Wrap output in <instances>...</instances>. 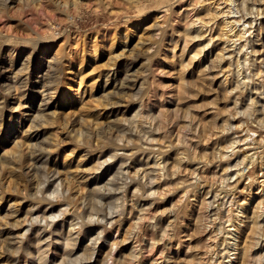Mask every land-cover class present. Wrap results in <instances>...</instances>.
I'll return each mask as SVG.
<instances>
[{
    "label": "rangeland",
    "instance_id": "obj_1",
    "mask_svg": "<svg viewBox=\"0 0 264 264\" xmlns=\"http://www.w3.org/2000/svg\"><path fill=\"white\" fill-rule=\"evenodd\" d=\"M168 1L0 0V264H264V0Z\"/></svg>",
    "mask_w": 264,
    "mask_h": 264
},
{
    "label": "bare ground",
    "instance_id": "obj_2",
    "mask_svg": "<svg viewBox=\"0 0 264 264\" xmlns=\"http://www.w3.org/2000/svg\"><path fill=\"white\" fill-rule=\"evenodd\" d=\"M167 1V0H166ZM170 1V0H169ZM168 1V2H169ZM231 1V3H233V5H234V7H235V10L234 11H236V12H240L241 11V6L242 7H244L245 8V5H246V2L248 1V0H241L239 3H236L237 2V0H230ZM254 1H256V0H254ZM263 1V0H262ZM257 2V1H256ZM254 3V2H253ZM251 4V3H250ZM256 4V3H255ZM231 5V4H230ZM231 7V6H230ZM252 7V6H251ZM248 8H250V7H248ZM228 9V8H227ZM252 9V8H251ZM245 11V10H244ZM247 11V10H246ZM246 11H245V13H246ZM252 11V10H251ZM257 11V10H256ZM261 10H259V13H262V12H260ZM249 12V11H248ZM229 13V12H228ZM232 13V12H231ZM230 13V14H231ZM234 13V12H233ZM252 13V12H251ZM240 14H241V12H240ZM240 14H238L237 13V15H240ZM244 14V13H243ZM247 14V13H246ZM254 14V13H253ZM234 15V14H233ZM236 15V14H235ZM248 15V14H247ZM242 16V15H241ZM252 17V16H251ZM238 18V17H237ZM245 18V17H244ZM243 18V19H244ZM232 19V18H231ZM230 19V20H231ZM233 19H234V17H233ZM240 18H238L237 20H239ZM242 19V21H245V20H243ZM252 19V18H251ZM255 19V18H254ZM253 19V20H254ZM248 20V19H247ZM250 20V19H249ZM242 21H241V23H242ZM249 21H247V22H244L243 23V25L242 26H244V28H242V32H244L245 33V31L247 30V25H250L249 23H248ZM231 23V22H230ZM238 23H240V22H238ZM235 26H236V24H235ZM237 26H239V25H237ZM256 26V25H255ZM247 27V28H246ZM236 29V28H235ZM240 29H241V27H240ZM239 29V30H240ZM250 29H252L251 27H250ZM249 30V29H248ZM247 30V31H248ZM259 30H261V29H258V31ZM253 31H255V30H253ZM241 32V33H242ZM260 32H262V31H260ZM235 33H236V31H235ZM251 32H249V34H250ZM245 34H247V33H245ZM244 34V35H245ZM252 34V33H251ZM230 35H232V33H230ZM234 35H236L237 37H242V34H239V36H238V34H234ZM260 35V34H259ZM254 36H256V35H254ZM232 37H234V39H237V38H235V36H232ZM231 37V38H232ZM245 39H247V38H245ZM248 40L249 39H247L245 42H244V44H246L247 45V43H248ZM253 40V39H252ZM251 40V41H252ZM255 40V39H254ZM234 41V40H233ZM251 43V42H250ZM242 45V44H241ZM250 48V47H249ZM253 48V47H252ZM240 49H243V47L241 48L240 47ZM244 50V49H243ZM250 50V49H249ZM253 50V49H252ZM202 51V50H201ZM246 51V50H245ZM246 54V53H245ZM247 56L245 57V55H244V57H245V59H247L248 61H249V59L251 60V58H247V57H249L248 56V54H246ZM250 55V54H249ZM252 57V56H251ZM253 58V57H252ZM238 59V58H237ZM254 59V58H253ZM239 60V59H238ZM242 60H244V59H242ZM252 61H254V60H252ZM244 63H246V61L244 60ZM248 63V62H247ZM252 63V62H251ZM249 64H250V61H249ZM246 65H248V64H246ZM252 65V64H251ZM250 66H248V68H249ZM240 68V67H239ZM244 69V68H243ZM242 70V69H241ZM247 70V69H246ZM247 73H248V71H247ZM247 73H246V75H247ZM240 74V73H239ZM252 74H254V72L252 73ZM252 74H251V77H252ZM250 77V78H251ZM239 78V77H238ZM240 79V78H239ZM244 78L242 77V80H243ZM241 80V79H240ZM242 82V81H241ZM243 83V82H242ZM241 83V84H242ZM252 97V96H251ZM256 99V98H255ZM254 102H256L255 100H253ZM260 101V100H259ZM251 102H252V99H251ZM257 102H258V100H257ZM250 105H251V103H250ZM248 106V105H247ZM251 108V107H250ZM256 109V108H255ZM251 111V110H250ZM260 112V111H259ZM264 112V111H263ZM246 113V112H245ZM258 118H260V117H258ZM257 118V119H258ZM260 121H261V118L259 119ZM259 121V122H260ZM261 126H262V123H261ZM252 131V130H251ZM235 141V140H234ZM234 141H232V142H230L231 144H229V146H231V147H229V148H234L233 147V143H234ZM248 147V146H247ZM250 150V149H249ZM257 153H255L254 151L253 152H248V150L247 149H244V155H243V157H241L242 159L240 160V161H238L235 165L236 166H238L240 163H243L244 164V162H245V160L247 161V160H249V162L248 163H252L255 159L257 160V157H256V154H258V151H256ZM260 153V152H259ZM242 154V153H241ZM239 156V155H238ZM258 156V155H257ZM259 162H261V167H263L264 166V160L263 159H261V161H259ZM241 166V165H240ZM227 168H225V169H227V172H226V170H224L227 174H229V175H227L226 176V178H224V176L226 175L224 172V176H223V179H227V178H230L233 174H237V176H241V175H243V173H244V168L243 167H237L236 169H233L232 170V168H231V171H229L230 170V165L229 166H226ZM260 167V168H261ZM242 168V169H241ZM235 176V175H234ZM236 176V177H237ZM231 180V179H230ZM234 180V179H233ZM235 181V180H234ZM264 181V180H263ZM226 184V183H225ZM60 186V185H59ZM59 186L57 185V191H59V189H61V187L59 188ZM55 188H56V186H55ZM55 193H59V192H56L55 191ZM52 195V194H51ZM55 195V194H54ZM58 196V195H57ZM247 201V200H246ZM245 201V202H246ZM240 203V202H239ZM238 203V204H239ZM241 203H243V202H241ZM245 204V203H244ZM238 207H240V206H238ZM243 207V204L241 205V208ZM244 208V207H243ZM247 209V208H246ZM240 210V209H239ZM247 211V210H246ZM234 212H236V211H234ZM240 212V211H239ZM242 212V211H241ZM261 211L259 210V213H260ZM244 213V212H243ZM52 215V214H51ZM50 215V216H51ZM230 215V214H229ZM228 215V216H229ZM238 215V214H237ZM236 215V216H237ZM241 215H243V214H241ZM247 215V214H246ZM260 215H261V213H260ZM43 216H45V215H43ZM256 216V215H255ZM46 217V216H45ZM231 217V216H230ZM229 218V217H228ZM241 218V217H240ZM239 218V219H240ZM53 219V218H52ZM238 219V218H237ZM245 219V218H244ZM257 219V218H256ZM231 220H232V217H231ZM233 223V222H232ZM235 223V222H234ZM256 224V223H255ZM257 224H258V222H257ZM261 225H262V223H261ZM241 226V225H240ZM256 226V225H255ZM226 227V226H225ZM257 227V226H256ZM256 227H255V229H256ZM260 227V226H259ZM264 227V226H263ZM239 228L238 227H236L235 225L234 226H228V228L227 229H224V232H223V234L222 235H224L222 238H223V242H224V246L222 247L223 248V250H224V252L226 253V255L227 256H229L230 258H229V260H227V261H229V263L228 264H232V260H233V258L234 257H236V255L235 256H233V258L231 257V253H236L238 250H239V246H238V238H237V230H238ZM241 229V228H240ZM239 229V230H240ZM254 229V228H253ZM241 230H243V229H241ZM223 231V230H222ZM253 231V230H252ZM255 232V231H254ZM261 232V231H260ZM263 232V231H262ZM242 233V232H241ZM250 233H252V232H250ZM258 233H259V231H258ZM257 234V233H256ZM260 235V234H259ZM251 236V235H250ZM254 236H257V235H254ZM260 237H261V235H260ZM255 238V237H254ZM257 238V237H256ZM262 238V237H261ZM258 239H260V238H258ZM258 241V240H257ZM256 242V241H255ZM247 245V244H246ZM261 247H262V245H261ZM240 250H242L241 248H240ZM247 250H249V248H248V246H245L244 247V249H243V251H241L240 253H242V255L245 257V259H246V256H247ZM257 251V250H256ZM239 252V251H238ZM224 255V254H223ZM249 255V254H248ZM225 256V255H224ZM261 257V256H260ZM235 259H237V258H235ZM156 260V259H155ZM242 260H243V258H242ZM260 260V259H259ZM222 263V262H221ZM251 263V262H250ZM241 264H243V263H241ZM246 264V263H245Z\"/></svg>",
    "mask_w": 264,
    "mask_h": 264
}]
</instances>
